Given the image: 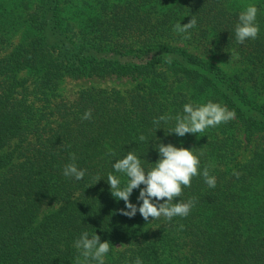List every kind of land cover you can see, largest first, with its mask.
<instances>
[{
    "label": "trees",
    "instance_id": "obj_1",
    "mask_svg": "<svg viewBox=\"0 0 264 264\" xmlns=\"http://www.w3.org/2000/svg\"><path fill=\"white\" fill-rule=\"evenodd\" d=\"M249 4L260 31L241 44ZM193 17L186 40L174 26ZM227 52L232 70L216 60ZM209 100L234 118L183 137L167 133L174 119L153 123ZM158 143L199 156L176 198L195 204L171 220L124 216L112 165L131 151L148 170ZM72 154L81 180L63 175ZM85 231L108 241L105 264H264V0H0V264H77Z\"/></svg>",
    "mask_w": 264,
    "mask_h": 264
},
{
    "label": "clouds",
    "instance_id": "obj_2",
    "mask_svg": "<svg viewBox=\"0 0 264 264\" xmlns=\"http://www.w3.org/2000/svg\"><path fill=\"white\" fill-rule=\"evenodd\" d=\"M257 13L258 8L252 4L247 5L245 10L239 13L238 23L235 25V37L238 43L242 44L246 40L257 38L260 31L256 23ZM196 24L197 21L193 17L187 23L178 22L174 26V31L184 34V39L187 40L191 38L190 30L194 29ZM166 62L171 63V57H166ZM234 116V111L209 100L206 103L195 105L192 102L186 103L183 106V114H178L175 117L162 115L154 119L153 123L159 125L162 121L167 123L174 119V127L167 133L174 132L177 136L183 137L185 134H202L206 129L226 123ZM90 118L91 110L89 109L84 113L83 119ZM139 139L143 141L145 137L141 135ZM156 149L159 158L148 170H145L141 160L131 151L115 161L112 165L114 171L124 174L127 180L122 185L120 177L109 173L106 181L110 187L111 195L124 201L125 208L119 211L120 214L129 218L134 217L137 211L145 221H149V218L151 220L159 219L162 216L166 220H171L176 216L186 217L194 206L195 200L179 201L176 198L182 195L183 188L191 186L193 177L201 175L199 156L194 154L192 148L177 147L171 143H158ZM108 154L115 155L111 149ZM75 159V154H72L73 162L64 166L63 175L81 180L85 176L86 170L78 168L74 162ZM202 175L210 188L216 186V178L209 175L208 166L204 168ZM100 179L97 177L96 182ZM141 185H143L142 188ZM134 189H139L137 200L141 203L138 207L130 202V196ZM180 227L182 228L183 225ZM74 246L79 251L77 264H92L93 261L96 264H105L104 257L110 250L107 240L101 242L96 233L89 237L86 231L81 233ZM135 264H143V262L137 257Z\"/></svg>",
    "mask_w": 264,
    "mask_h": 264
},
{
    "label": "rangeland",
    "instance_id": "obj_3",
    "mask_svg": "<svg viewBox=\"0 0 264 264\" xmlns=\"http://www.w3.org/2000/svg\"><path fill=\"white\" fill-rule=\"evenodd\" d=\"M216 60L222 67H224L227 70H232L237 66L238 63L235 56H232L231 54H229V52L223 53L222 55H218ZM88 83L89 82L88 81L86 82L85 80L79 82L67 81L63 92L68 96H73L74 92H76V90L79 87Z\"/></svg>",
    "mask_w": 264,
    "mask_h": 264
}]
</instances>
